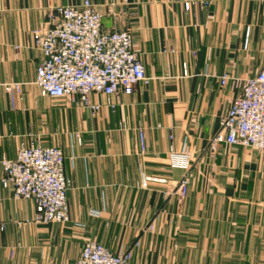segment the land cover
I'll list each match as a JSON object with an SVG mask.
<instances>
[{
    "label": "crops",
    "instance_id": "obj_1",
    "mask_svg": "<svg viewBox=\"0 0 264 264\" xmlns=\"http://www.w3.org/2000/svg\"><path fill=\"white\" fill-rule=\"evenodd\" d=\"M84 1L0 0V161L34 142L60 148L71 213L66 225L34 223V203L2 186L0 164V264H75L87 242L131 251L129 264H264V155L214 145L221 118L264 69V0H89L104 31L132 33L150 79L112 97L114 109L92 94L96 115L34 85L43 59L34 33ZM170 134L176 152L188 147V169L172 164Z\"/></svg>",
    "mask_w": 264,
    "mask_h": 264
},
{
    "label": "built area",
    "instance_id": "obj_2",
    "mask_svg": "<svg viewBox=\"0 0 264 264\" xmlns=\"http://www.w3.org/2000/svg\"><path fill=\"white\" fill-rule=\"evenodd\" d=\"M193 5L192 1L185 2V11L190 12ZM34 41L43 55L34 81L41 94L79 102L93 115L98 114L102 107L91 101L92 94L105 95L108 105L114 109L116 105L111 101L112 97L150 82L134 49L132 33L104 31L103 14L89 0L78 6H64L52 11L49 27L36 31ZM227 81V76L222 77V86ZM14 86L17 85L6 87L12 103ZM169 139L172 164L188 169L191 164L188 147L178 153L173 146L172 134ZM139 140L141 152L145 153L143 129L139 130ZM215 143L242 147L264 155V69L245 82L242 94L221 118ZM0 164L4 173L2 186L12 190L14 199L34 203V223H71L70 181L65 175V156L60 148L43 147L34 142L23 145L15 159L3 158ZM149 180L144 177L143 186H147ZM189 184L190 178L185 176L178 189L181 200L186 198ZM132 256L131 251L113 254L103 244L87 242L75 264H129Z\"/></svg>",
    "mask_w": 264,
    "mask_h": 264
}]
</instances>
